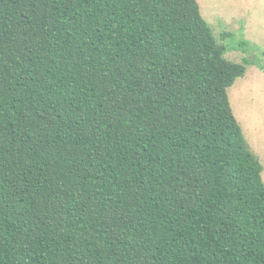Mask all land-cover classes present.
Instances as JSON below:
<instances>
[{
	"label": "trees",
	"instance_id": "1",
	"mask_svg": "<svg viewBox=\"0 0 264 264\" xmlns=\"http://www.w3.org/2000/svg\"><path fill=\"white\" fill-rule=\"evenodd\" d=\"M225 54L198 0H0V264H264Z\"/></svg>",
	"mask_w": 264,
	"mask_h": 264
},
{
	"label": "rangeland",
	"instance_id": "2",
	"mask_svg": "<svg viewBox=\"0 0 264 264\" xmlns=\"http://www.w3.org/2000/svg\"><path fill=\"white\" fill-rule=\"evenodd\" d=\"M198 1L226 46V57L246 66L245 75L228 92L249 148L263 165L264 180V0Z\"/></svg>",
	"mask_w": 264,
	"mask_h": 264
}]
</instances>
